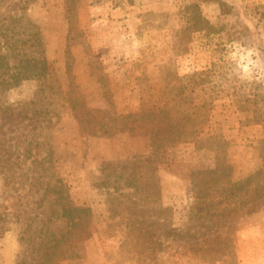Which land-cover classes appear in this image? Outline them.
Wrapping results in <instances>:
<instances>
[{
	"label": "rangeland",
	"instance_id": "374dc122",
	"mask_svg": "<svg viewBox=\"0 0 264 264\" xmlns=\"http://www.w3.org/2000/svg\"><path fill=\"white\" fill-rule=\"evenodd\" d=\"M3 34L37 39L28 53L45 62L30 69L43 77L0 93V139L18 146L11 158L21 172L37 158L36 171L49 166L44 176L53 177L40 189L23 177L18 190L0 179L10 214L0 264H34L28 225H49L59 237L72 223L57 212L64 204L89 208L91 234L78 240L77 258L49 264H264V0H0ZM179 91L208 122L197 142L170 148L159 164L160 201L170 213L140 219L159 235L151 252L146 232L112 217L100 170L149 153L159 126L125 116ZM79 94L97 123L81 124L72 108ZM259 171L237 203L208 216L196 211V195L219 201L223 186ZM167 225L177 234L163 235ZM216 235L225 244L214 250L228 251L205 255L202 239Z\"/></svg>",
	"mask_w": 264,
	"mask_h": 264
},
{
	"label": "trees",
	"instance_id": "16d2710c",
	"mask_svg": "<svg viewBox=\"0 0 264 264\" xmlns=\"http://www.w3.org/2000/svg\"><path fill=\"white\" fill-rule=\"evenodd\" d=\"M224 4L225 2L222 1V11H227V9H223ZM201 23L209 22L206 18L201 16ZM3 35L4 36L0 37V93L18 83L20 79L33 77V75L36 77H43V71L40 73L36 72L38 70L30 72V69L34 66L33 62L36 60H39L41 63L45 62L44 57H41L40 61L39 57L30 56L28 53V48L30 49L32 46L39 43L37 39V42H32L33 40H25L24 42H20L21 40H14V42H11V36L9 37L6 34ZM24 44L27 45V49ZM68 72H71L69 65ZM73 93L72 91L71 95ZM174 93V99L171 102L162 101L149 104L146 107L144 104L140 107L139 111L129 113L125 116L126 118H133L132 122H151L159 126L150 137L151 151L149 153L134 155L125 161L105 163L100 170L102 174L99 176L100 183L107 190L106 193L112 217H127L128 222L126 226H128L130 230L133 229L138 233H141L145 226L144 222L140 219L146 214H148L147 217L150 218L156 215L168 217V213H170L169 207L162 206L160 201L162 200V190L158 173L159 164L167 155V151L181 143L197 142L199 140V134L204 130L208 122V118H201L202 113L198 112V107L196 108V106L188 104L186 97L183 96V91ZM82 100L83 97L80 94L77 95L76 98H72V108L76 110V115H78L77 117L80 119L81 124L97 123L99 120L94 118L95 114H92L86 106L83 105ZM107 114L109 113L106 112L105 115ZM111 117H113L112 120L115 121V113H113ZM31 139L32 138L28 140L25 151L32 149ZM4 141L5 140L0 139V179L4 181L8 180L11 186L17 190L20 187H24L20 182L24 178L26 180L30 179L31 183L34 186L36 185L38 189L44 187L43 185L49 188L48 185H51L53 174H48L46 177L44 175L45 172H49L51 168L45 165V168H39V170L44 169L43 173H39V170L36 171L37 165H35L37 158H34L27 169L22 171V173L20 169L21 164L18 163L16 159L11 158L12 152L14 153L18 146L9 145L8 143H4ZM20 172L22 173L21 176L19 175ZM28 172H30V174H28ZM261 173L262 172L259 171L255 174H250L242 180L223 186L217 193L219 201H215L211 192L207 193L205 196L196 195V197L201 200L203 199L202 202L196 204V211L200 213L205 212L203 216H208L210 213L214 214L215 212H212L213 208L222 203L226 205L237 203L248 191L250 183L258 179ZM42 175L45 177L46 184L42 179ZM46 192L47 191L43 194ZM206 197L209 198L206 199ZM88 211L89 208L87 207L71 206V204L62 205L60 210H57L59 216L68 215L66 220L70 218L72 223L67 222L69 228L61 233L59 237H57L58 233L56 234L50 229L49 225L43 224V227L35 229L32 223H29L28 226L34 229L29 235L30 243L37 252V258L34 264H49V260L52 262V260L61 255L63 258H77L78 240L88 237L91 234L88 220L85 217ZM9 217L10 214L7 213L6 206L4 203L0 202V236L8 230L7 226L10 224ZM221 227L225 228L228 226L227 224L216 225L215 229H220ZM164 229H167V231L164 232L163 235L169 236L177 234L176 229L169 225L165 226ZM143 231L144 233L146 232L147 241H149L145 242L147 248L150 249L151 252L158 251L160 240L159 235L156 233V227H152L151 230L146 229ZM218 237L219 235H216L212 241H208L207 238L202 239L204 241V248H202V251L205 255H210L211 251L219 247L220 242L225 244V242L220 241V239L218 240ZM226 251L228 250L224 248L222 252L214 250V253H218L221 257Z\"/></svg>",
	"mask_w": 264,
	"mask_h": 264
}]
</instances>
